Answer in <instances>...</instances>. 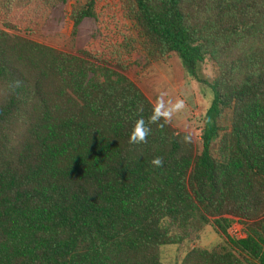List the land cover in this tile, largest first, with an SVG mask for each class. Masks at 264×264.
I'll return each instance as SVG.
<instances>
[{"label":"trees","instance_id":"1","mask_svg":"<svg viewBox=\"0 0 264 264\" xmlns=\"http://www.w3.org/2000/svg\"><path fill=\"white\" fill-rule=\"evenodd\" d=\"M133 2L154 53L211 91L199 151L170 123L130 144L153 105L132 80L0 26V264H165L160 246L205 224L225 242L177 264H264V0ZM205 57L209 81L195 76ZM232 219L244 235L227 233Z\"/></svg>","mask_w":264,"mask_h":264},{"label":"rangeland","instance_id":"2","mask_svg":"<svg viewBox=\"0 0 264 264\" xmlns=\"http://www.w3.org/2000/svg\"><path fill=\"white\" fill-rule=\"evenodd\" d=\"M25 1L0 0L1 27L44 44L67 49L96 65L125 74L152 104L160 92L166 93V100H184L185 108L173 116L170 124L176 131L188 133L195 153L199 151L203 115L211 99V91L206 83L185 71L175 53L163 56L154 53L134 19L133 0H91L92 14L81 17L75 26H72V14L89 0H45L46 6L44 4L39 9L31 8ZM26 18L32 20H24ZM214 74L215 66L208 57L195 69V76L207 81ZM220 125L221 128L228 126V113L220 117ZM211 152L218 155L216 143L212 145ZM232 220L227 233L235 229V234L244 235L242 221ZM224 242L225 237L214 226L205 224L198 231H190L179 243L162 244L159 256L165 264H177L192 246Z\"/></svg>","mask_w":264,"mask_h":264},{"label":"clouds","instance_id":"3","mask_svg":"<svg viewBox=\"0 0 264 264\" xmlns=\"http://www.w3.org/2000/svg\"><path fill=\"white\" fill-rule=\"evenodd\" d=\"M166 93L160 92L152 105L151 114L147 122L141 116L134 120L132 128L129 132L128 142L132 145L147 143V138L151 134V124H157L158 127L163 128L165 124L172 121L173 116L180 113L185 108V102L182 99H165ZM163 121V123H159ZM191 137L184 135L182 141L185 143L190 142ZM150 163L155 167L163 166V159L159 156L153 157Z\"/></svg>","mask_w":264,"mask_h":264},{"label":"built area","instance_id":"4","mask_svg":"<svg viewBox=\"0 0 264 264\" xmlns=\"http://www.w3.org/2000/svg\"><path fill=\"white\" fill-rule=\"evenodd\" d=\"M235 220H236V219H234V221H235ZM232 224H233V221L230 223L229 227L232 226ZM243 234H244V233H243ZM230 235L235 236V237L242 236V234H239V235L235 234V229H232V233H230Z\"/></svg>","mask_w":264,"mask_h":264}]
</instances>
